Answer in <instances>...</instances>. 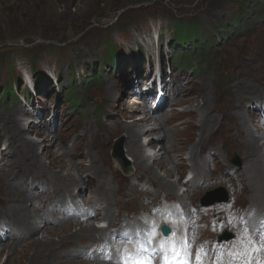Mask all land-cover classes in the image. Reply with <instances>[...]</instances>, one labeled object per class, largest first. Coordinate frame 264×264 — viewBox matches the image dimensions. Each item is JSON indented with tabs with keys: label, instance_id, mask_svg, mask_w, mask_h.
Listing matches in <instances>:
<instances>
[{
	"label": "rangeland",
	"instance_id": "374dc122",
	"mask_svg": "<svg viewBox=\"0 0 264 264\" xmlns=\"http://www.w3.org/2000/svg\"><path fill=\"white\" fill-rule=\"evenodd\" d=\"M176 24L195 31L185 45L175 39ZM256 37H264V0H0V160L4 158L0 169L6 158L12 155L11 147H8V130L3 125L5 114L12 113L23 125L19 135L38 143L39 156L44 147L49 148L60 155L63 162L76 164L83 179L89 177L90 163L89 157L77 153L80 150L101 158L109 166L135 171L132 159L126 153L124 131L118 128L121 125L132 126L133 118L142 116V112H134V108H144L150 113L148 109L154 96L146 104L131 89L132 85L137 90L143 88L146 68L151 75L152 60L156 56L161 60L162 77L159 82L166 89L168 98L154 114L158 113V120L165 126H168L166 119L169 115H179L167 130L178 132V141L187 143L179 145L182 148L180 156L168 154L174 163L183 162L184 165L180 167L179 177L166 179L171 183H177L179 179L181 183L172 195L149 182V173H143L140 178H128L117 190L125 188L130 195L111 205L112 217L116 219L110 229L140 220L141 216L146 217L151 207L160 202H178L187 212L193 213L192 209L202 211L206 201L224 193L228 199L226 207L252 208L251 199L242 193L246 170L240 157H244L240 145L229 147L223 154L212 150L220 145V137L212 136L199 149L195 148L198 137H194L197 132L191 123L198 122L200 117L194 118L186 112L195 109L202 93L210 96L212 104L215 103L213 91L222 96H231L236 91L229 88L235 81L231 78V70L234 62L241 61V51L248 56L257 75L264 77V56L260 58L246 50ZM252 84L264 89V82ZM238 91L246 93L245 99L234 106L231 118L242 114L246 117L250 132L261 136L259 146L264 157V148H261L264 116L258 111L264 107V90L252 92L251 87L245 86ZM179 99H192V103H176ZM214 114L222 118L219 112ZM152 122L142 127L145 136L140 142L145 165L153 166L159 176L165 177V170L154 165L163 160L159 151L161 143L155 141L158 130L146 132ZM32 127L41 134H47L49 140L41 143L42 139L31 132ZM149 133L152 135H147ZM54 141L57 146H51ZM192 148L197 151L195 159L199 160L200 166L212 174L210 181L198 180L192 172L189 161ZM200 156H203L201 160ZM13 158L18 159L19 155L15 154ZM41 159L47 163L44 157ZM231 169H236V177L231 174ZM12 172L17 174L16 177L23 173L20 169H12ZM65 174L61 173L62 176ZM36 180L29 186L28 195L33 201L28 203V207L43 210L40 207L46 201V209L52 210L47 216L51 223L64 222L65 219L53 209L59 210L62 206L57 202L66 199L74 201L75 205L82 203L84 207L94 208L100 215L105 213L96 200L97 192L87 186L70 184L67 186L69 198L54 195L57 201L52 196L55 186L50 187L44 179ZM19 181L14 180L16 184ZM221 182L227 183L226 187ZM79 187L81 192H76L74 189ZM199 189L202 192L197 195L196 190ZM137 194H141L139 205L134 200ZM90 197L91 200L88 199ZM49 203L53 205L50 207ZM63 203L68 209V202ZM46 209L39 214L45 213ZM253 209L264 213L261 209ZM71 212L74 213V206ZM211 215L203 211L197 216L200 219L196 222L197 234L202 236V241L214 238V233L204 228ZM82 220H73L71 224L78 229L75 223L95 225L99 221ZM1 224L4 223L0 221ZM6 226L5 233L0 228V233H7V239L0 242V249L4 245L16 243L24 246L28 242L27 236L12 221L8 220ZM101 236L91 243L79 242V246H83L81 255L78 249L69 251V255L76 261H87L86 250L92 243H101ZM6 258L7 255H1L0 264Z\"/></svg>",
	"mask_w": 264,
	"mask_h": 264
},
{
	"label": "bare ground",
	"instance_id": "6f19581e",
	"mask_svg": "<svg viewBox=\"0 0 264 264\" xmlns=\"http://www.w3.org/2000/svg\"><path fill=\"white\" fill-rule=\"evenodd\" d=\"M252 45H254L255 48H253ZM246 50L250 51V54L252 53V55L255 54L256 56L262 58L264 56V37H256V40L252 41ZM246 50L243 52L246 53ZM239 56L241 57V61L234 62L235 64L231 70V78L235 79V81L231 82L229 87L230 89L236 91H234L231 96L217 95V91H213L212 94L214 95L213 97L215 101V103H212L213 105L211 104L210 96L206 93H202L195 109L193 108L186 113L194 118L196 116L200 117L198 122L193 121L191 123V127L197 132L196 134L194 133V137H198V146L195 148L199 149L201 145L204 142H207L212 136L220 137V145L215 146L212 150L222 152L223 154L229 147L233 148L240 145L239 148L243 150L244 154V157L242 155L240 157L243 158V164L245 165L244 170H246L245 175H243L244 180L242 193L244 195L247 194L251 199L250 203H253L249 212H251L253 208L264 211V157L263 154L260 153L259 146L261 136H257L256 134L250 132L248 120L245 119L246 117L243 116V114L234 119L231 118L230 115V112L234 106H236L237 102L245 99L244 97L246 93L243 94L238 90L247 86L251 87V90L253 89L252 92H257L259 89L261 91L263 88L253 85L252 83L258 82L261 85L264 82V77L257 75V70L255 69V71L254 68L250 66L248 56L243 54L242 51ZM243 76L245 78H243ZM109 89L110 88L107 87V90ZM163 90L166 92V89ZM176 103L191 104L192 99H179ZM141 104L143 106L144 102ZM252 107H254V105H252ZM132 110L134 112L141 111L142 116L138 119L133 118L132 126L121 125V128L118 129H123L124 131L126 153L129 157H131L132 167L135 171L128 172L117 165H114L113 167L109 166L108 164H105L101 158H95L91 155V153H83V150L79 151L78 148L79 152L77 153L79 155L81 154L85 158L89 157V177L87 179H83L81 177V171L78 169L76 164L72 162H63L59 158L60 155L57 156L55 152L53 153L52 150L47 147L43 148V152L41 153V156H39L37 154L38 143L23 137V135H19L23 127L21 121L19 119H15L12 113L5 114L3 125L6 130H8V147H11L10 149L12 151V155L6 158L3 168L0 169V221L4 223L1 224L0 228L3 229L7 227V221L10 220L14 226H17L20 229L23 235L27 236L26 240H28V242H26L24 246H20L16 243L2 246L0 249V257L3 254L7 255L6 260L2 264H107L105 260L102 259V263H100V257L97 254H93L92 258L89 256L88 261L84 262H81V260L80 262L76 261L71 255H69L73 249H78V253L81 255V252H83V246H79L78 243H91L97 236V238H99L101 234L102 236L100 238H102V241H100V244H104V238L107 235L106 231H102L94 224L88 223L85 225L75 223L76 226H78V229H75V225L71 224L73 221L69 220L64 222L55 221L51 223L47 216L50 215L52 210L46 209V207L48 208L46 201L42 204L43 207H40V209L43 210L28 207V203L33 201L28 195L29 186L34 185L37 178L39 180L44 179L46 182H49L50 187L51 185L55 186L53 187V192L51 190L50 191L52 192V196L57 195L59 198H69L67 195V186L70 184L87 186L89 190L97 192L95 197L96 200L99 201L100 210L105 211V213L102 212L103 215H100L98 213L99 211L96 212L93 210L94 208L84 207V204H74V207L76 208V211L84 212L86 214V221L99 220L98 222H108L109 229L112 227L111 224L115 222L116 219L115 217H112V210L110 208L111 205L119 203L121 198L130 195V191L126 192L125 188L122 190L123 192L121 190H117L122 187V184L128 178H140L143 173H149V182L155 183L164 192L175 195L177 185L181 182L178 179L177 183H171L167 179L172 176L179 177L181 173L180 167L183 166L184 163H174L168 154L173 153L179 154L180 156L182 154V148L179 145L185 144L186 142H179V133L173 130H167V127L171 124L172 120L177 118L179 115L175 114L174 117L169 115L166 119V121H168V126H165L163 122L158 120V113L151 115L150 113H147L144 108L138 107ZM215 111L220 113L222 117L221 119H219V116L214 114ZM258 111L264 116V107L258 109ZM151 122L153 124L146 132L158 130V132L155 133V141L161 143L159 151H161L160 158H163L160 163H154V165L159 169L165 170V177L159 176L154 171L153 166L149 167L145 165L146 159L143 155L144 152L140 141L141 138L145 136V134H143L144 130H142V127ZM34 128L35 127H32L31 132L33 131L36 137L42 139L41 143L49 140L47 134H41ZM261 133H264V127ZM147 135L150 136L152 133ZM164 140H166L165 143ZM152 141L153 140L151 138V142ZM51 146H57V143L54 141ZM195 148H192L190 151V168H192V172L195 173L198 180L210 181L211 179L209 178L212 174H209L205 168H202L199 160L195 159L197 153ZM261 148H264V142L262 143ZM15 154L19 155L18 159L13 158ZM64 154L67 153L64 152ZM41 157H44L47 163H44ZM202 157L200 156V160ZM2 161H4V158L0 160V163ZM12 169H20L23 173H21V176L16 177L17 174L12 172ZM46 169H49V172H47ZM73 172L78 176V178L75 177ZM61 173L66 174L65 176H62ZM15 179H20L19 183L16 184V182H14ZM233 182L232 185H234ZM221 183L224 184V187H226L225 185H227V183ZM201 192V189L196 190L197 195ZM53 198L58 201V198H55V196ZM140 198L141 194H137L134 199L137 202V205H139ZM88 199L91 200L92 197ZM66 200L57 202V205L60 204L63 206L62 202H66ZM69 201L71 200L69 199ZM100 202H102V204ZM8 203H10V205ZM49 204L50 207L53 205V203ZM44 209H46L47 212L45 210V213L43 212L42 214H39L41 211H44ZM231 209H229V212ZM53 211H56L55 208ZM212 214L216 213L213 212ZM258 218L259 217H257V219ZM51 225L55 227H49ZM38 234H41V236L39 237ZM54 238H56L57 241H54ZM3 239H7L6 234L4 233L1 235L0 242ZM245 241L246 239H241L239 246L241 247ZM93 246L94 244L92 243L88 249ZM88 249L86 250L85 257L88 255ZM238 256L243 264H252L251 259L247 254H240Z\"/></svg>",
	"mask_w": 264,
	"mask_h": 264
},
{
	"label": "trees",
	"instance_id": "16d2710c",
	"mask_svg": "<svg viewBox=\"0 0 264 264\" xmlns=\"http://www.w3.org/2000/svg\"><path fill=\"white\" fill-rule=\"evenodd\" d=\"M174 31H175V39L176 41H180L185 45L186 43H188L190 41V34L194 35V30L188 28L187 26H184L182 24H176L174 26Z\"/></svg>",
	"mask_w": 264,
	"mask_h": 264
},
{
	"label": "snow or ice",
	"instance_id": "6c2138e0",
	"mask_svg": "<svg viewBox=\"0 0 264 264\" xmlns=\"http://www.w3.org/2000/svg\"><path fill=\"white\" fill-rule=\"evenodd\" d=\"M162 232H164L165 234L166 231L164 229H162ZM174 247V246H173ZM197 259L199 260V256H197ZM138 264H150V262H146V261H138ZM165 264H168V261H167V257L165 258Z\"/></svg>",
	"mask_w": 264,
	"mask_h": 264
},
{
	"label": "water",
	"instance_id": "95a60500",
	"mask_svg": "<svg viewBox=\"0 0 264 264\" xmlns=\"http://www.w3.org/2000/svg\"><path fill=\"white\" fill-rule=\"evenodd\" d=\"M162 229H164L166 231V233H168V229L166 227H163ZM164 233V232H163ZM165 234V233H164Z\"/></svg>",
	"mask_w": 264,
	"mask_h": 264
}]
</instances>
